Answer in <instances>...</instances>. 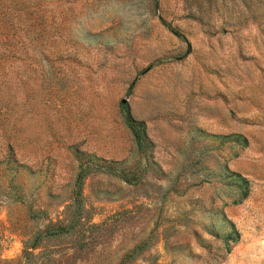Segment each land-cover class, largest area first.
Instances as JSON below:
<instances>
[{
    "label": "rangeland",
    "instance_id": "1",
    "mask_svg": "<svg viewBox=\"0 0 264 264\" xmlns=\"http://www.w3.org/2000/svg\"><path fill=\"white\" fill-rule=\"evenodd\" d=\"M143 2L0 0V264H264V0Z\"/></svg>",
    "mask_w": 264,
    "mask_h": 264
},
{
    "label": "clouds",
    "instance_id": "2",
    "mask_svg": "<svg viewBox=\"0 0 264 264\" xmlns=\"http://www.w3.org/2000/svg\"><path fill=\"white\" fill-rule=\"evenodd\" d=\"M150 22V13L143 0H104L102 6H86L70 25L72 38L86 47H95L97 41L89 33L95 27L105 31L101 25L107 24L116 29L115 35H108L105 43L118 46L120 43L134 39ZM119 37V39H117Z\"/></svg>",
    "mask_w": 264,
    "mask_h": 264
},
{
    "label": "trees",
    "instance_id": "3",
    "mask_svg": "<svg viewBox=\"0 0 264 264\" xmlns=\"http://www.w3.org/2000/svg\"><path fill=\"white\" fill-rule=\"evenodd\" d=\"M128 124H129V127L132 130V133H133V136L135 138V142H136L137 146L141 147L142 144L144 143L145 133L139 132V130L134 126V124H132L130 119H128Z\"/></svg>",
    "mask_w": 264,
    "mask_h": 264
}]
</instances>
